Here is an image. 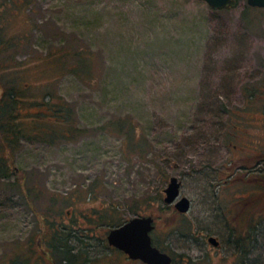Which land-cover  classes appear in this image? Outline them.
<instances>
[{
    "label": "rangeland",
    "instance_id": "obj_1",
    "mask_svg": "<svg viewBox=\"0 0 264 264\" xmlns=\"http://www.w3.org/2000/svg\"><path fill=\"white\" fill-rule=\"evenodd\" d=\"M29 8L0 0L8 36L27 37L19 54L0 59L21 69L31 96L72 103L75 135L25 139L15 153L23 173L0 183V264L32 238L42 250L50 206L56 220L90 228L71 240L89 264H146L109 243V215L154 216L153 242L175 264H264V9L247 0L219 11L204 0H31ZM23 174L37 212L14 188ZM173 176L192 203L184 214L164 201ZM35 254L29 264H53Z\"/></svg>",
    "mask_w": 264,
    "mask_h": 264
},
{
    "label": "trees",
    "instance_id": "obj_2",
    "mask_svg": "<svg viewBox=\"0 0 264 264\" xmlns=\"http://www.w3.org/2000/svg\"><path fill=\"white\" fill-rule=\"evenodd\" d=\"M9 1L10 4L13 3L15 6H23L30 9L31 0L27 1L26 5L24 0ZM237 1L238 6L244 0ZM228 9L231 8H223V10ZM244 19L250 22L246 16H244ZM8 34L7 28L0 21V58L5 54L15 57L19 53H14L13 50L22 46L26 47L27 37L18 38L12 35L8 36ZM16 40L17 42H15ZM12 69L14 70V72H11L13 75L9 73L10 75L6 74L3 77L5 71H11ZM19 70L21 69H14L13 66L10 67L6 62L3 63V59H0V77L1 80L4 79V88L0 97V183L6 182L4 178L12 179V176H15V172L18 174L23 173L22 170L19 172L17 170L15 153L20 149L23 144L22 141H25V139L59 143V141L69 140L75 135L72 128L75 124L76 116L75 107H73L72 103L54 92H46L42 97L31 96L30 94L33 91L30 84L23 83V81L21 83L20 79H18L23 76ZM252 95L255 96L256 91H253ZM30 108L37 109L34 112L30 110L29 113L26 112L25 114V109L29 110ZM131 143L133 146L134 142L131 141ZM13 184L15 185L14 188L25 191L27 204L37 212L34 201L31 199L32 188H29L28 176L24 174L22 178L17 176ZM116 208L114 207L113 209L117 211ZM47 212V214H41L43 224L38 247L42 248V250H37L35 241L32 238L28 246H20L15 249L17 255L11 264H29V255L35 254V252H38L40 256L38 262L41 259L43 260V254H48L51 256L53 264H89V258H82V253L78 251L79 249L76 250L77 247L72 244L71 240L74 236L79 237L80 232L90 228L84 230V228L78 227V220L73 221L72 224L56 220L53 213L55 211L51 206ZM112 216L109 215L110 220H105V224L102 222V226L117 227L124 223L121 219L115 221ZM84 217L89 219L88 216ZM105 217L107 218V216ZM154 243L160 247L155 240ZM22 251L28 252V254L20 253Z\"/></svg>",
    "mask_w": 264,
    "mask_h": 264
},
{
    "label": "water",
    "instance_id": "obj_3",
    "mask_svg": "<svg viewBox=\"0 0 264 264\" xmlns=\"http://www.w3.org/2000/svg\"><path fill=\"white\" fill-rule=\"evenodd\" d=\"M209 6L216 10L223 8H233L238 4L237 0H204ZM248 4L254 8L264 9V0H247ZM181 181L177 176L170 178L169 185L164 188V201L169 205H174L180 213L190 211L192 203L190 199L180 197ZM155 229L154 216H135L129 221L111 228L107 240L119 251H124L130 259L141 260L147 264H174L173 257L167 251H162L154 245L152 232ZM209 241L214 245L220 244L215 236H210Z\"/></svg>",
    "mask_w": 264,
    "mask_h": 264
},
{
    "label": "flooded vegetation",
    "instance_id": "obj_4",
    "mask_svg": "<svg viewBox=\"0 0 264 264\" xmlns=\"http://www.w3.org/2000/svg\"><path fill=\"white\" fill-rule=\"evenodd\" d=\"M154 243V242H153ZM154 245H156L155 243H154ZM157 246V245H156ZM158 247V246H157ZM159 249H161L160 247H159ZM162 250V249H161ZM121 251V250H120ZM162 251H164V250H162ZM166 251V250H165ZM124 252V251H123ZM125 253V252H124ZM126 254V253H125ZM128 256V255H127ZM129 258V257H128ZM130 259V258H129ZM130 260H134V261H141V260H135V259H130ZM141 262H144V261H141ZM145 263V262H144ZM54 264H56V263H54ZM147 264V263H146ZM174 264H175V262H174Z\"/></svg>",
    "mask_w": 264,
    "mask_h": 264
}]
</instances>
